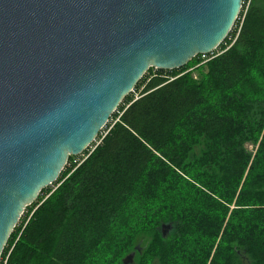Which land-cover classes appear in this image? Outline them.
Segmentation results:
<instances>
[{
    "label": "trees",
    "instance_id": "obj_1",
    "mask_svg": "<svg viewBox=\"0 0 264 264\" xmlns=\"http://www.w3.org/2000/svg\"><path fill=\"white\" fill-rule=\"evenodd\" d=\"M218 49L150 67L26 207L0 263L124 264L135 251L129 264H264V0H243Z\"/></svg>",
    "mask_w": 264,
    "mask_h": 264
},
{
    "label": "water",
    "instance_id": "obj_2",
    "mask_svg": "<svg viewBox=\"0 0 264 264\" xmlns=\"http://www.w3.org/2000/svg\"><path fill=\"white\" fill-rule=\"evenodd\" d=\"M243 0H0V262L26 207L150 67L216 50ZM170 224H163L164 235ZM135 251L124 264L132 263Z\"/></svg>",
    "mask_w": 264,
    "mask_h": 264
},
{
    "label": "rangeland",
    "instance_id": "obj_3",
    "mask_svg": "<svg viewBox=\"0 0 264 264\" xmlns=\"http://www.w3.org/2000/svg\"><path fill=\"white\" fill-rule=\"evenodd\" d=\"M137 94H138V93H136L135 95H137ZM80 155H81V154H80ZM80 155H79V156H80ZM77 156H78V155H77ZM57 184H58V183H55V182H54L53 184L48 185V186H47V189H48L49 191H48L47 193H45L44 196H46L47 194H49V193H51L53 190H55V189L57 188ZM42 194H43V193H42ZM39 195H40V194H39ZM36 202H40V200L38 199V200H36ZM32 204H33V203H31L30 206H31ZM30 206L27 208L26 212H27V211L29 212ZM33 210H34V209H33ZM33 210H32V211H33ZM32 211H31V213H32ZM31 213H30V214H31ZM5 263H6V259H5V261H4L3 264H5ZM0 264H2V263H0Z\"/></svg>",
    "mask_w": 264,
    "mask_h": 264
},
{
    "label": "built area",
    "instance_id": "obj_4",
    "mask_svg": "<svg viewBox=\"0 0 264 264\" xmlns=\"http://www.w3.org/2000/svg\"><path fill=\"white\" fill-rule=\"evenodd\" d=\"M218 48L216 50H214L213 52H211V53H203V54H200L201 55V58H203L204 61L210 59L211 57L215 56L219 52V49ZM98 142H100V140Z\"/></svg>",
    "mask_w": 264,
    "mask_h": 264
}]
</instances>
